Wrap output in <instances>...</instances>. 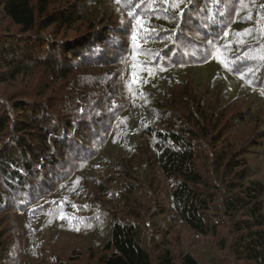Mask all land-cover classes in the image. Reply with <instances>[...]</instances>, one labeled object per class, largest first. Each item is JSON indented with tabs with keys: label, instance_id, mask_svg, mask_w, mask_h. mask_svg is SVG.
Segmentation results:
<instances>
[{
	"label": "trees",
	"instance_id": "16d2710c",
	"mask_svg": "<svg viewBox=\"0 0 264 264\" xmlns=\"http://www.w3.org/2000/svg\"><path fill=\"white\" fill-rule=\"evenodd\" d=\"M53 1L0 0V264H264V0Z\"/></svg>",
	"mask_w": 264,
	"mask_h": 264
},
{
	"label": "rangeland",
	"instance_id": "374dc122",
	"mask_svg": "<svg viewBox=\"0 0 264 264\" xmlns=\"http://www.w3.org/2000/svg\"><path fill=\"white\" fill-rule=\"evenodd\" d=\"M59 1H61L60 2V5L61 6H63L64 4H67V3H63L62 1L63 0H59ZM53 2H57V4H58V1L57 0H54ZM77 1L76 0H71V2H70V4L71 5H74L75 3H76ZM56 4V5H57ZM60 5H58V7L60 6ZM0 23H2V26H5L4 24H6V20L4 19V18H2V15L0 14ZM48 32H51L52 33V30L50 29ZM58 39H63V38H61V37H58ZM1 60V59H0ZM2 63H1V61H0V68H2ZM41 71V70H40ZM42 72V71H41ZM41 72H40V74H41ZM45 82H46V80H45ZM24 84H27V79H19L18 81H17V83H13V84H11L8 88H12V89H14L15 87L16 88H18V86H23ZM11 90V89H10ZM39 91V90H38ZM247 158H249V162H254V161H258V159L256 158V155H255V153H252V154H249L248 155V157ZM161 222V221H160ZM7 226L5 227V226H1V228H0V232L2 233H4V232H6V230H7ZM227 228L228 227H223L222 228V232L223 231H225V232H227L228 230H227ZM6 229V230H5ZM5 234H7V233H5ZM69 242V243H68ZM79 242V241H78ZM78 242L77 243H75L74 241L72 242V239L70 240V241H68V238H66V239H64V242L63 241H61V242H59V245L57 246V247H55V248H53V250H54V252H51L53 255H57L58 257H60L61 259H68V262L69 263H71L70 262V257H72V256H74L73 255V253H74V251H72V250H74L73 248L74 247H78V245H76V244H78ZM13 253V252H12ZM12 253H9V254H12ZM84 259V258H83ZM85 263V264H87V263H89V262H87V261H85V259H84V261H82V262H80V263ZM87 262V263H86ZM77 263V262H76ZM75 264V263H74ZM236 264V263H235ZM237 264H241V263H238L237 262Z\"/></svg>",
	"mask_w": 264,
	"mask_h": 264
},
{
	"label": "snow or ice",
	"instance_id": "6c2138e0",
	"mask_svg": "<svg viewBox=\"0 0 264 264\" xmlns=\"http://www.w3.org/2000/svg\"><path fill=\"white\" fill-rule=\"evenodd\" d=\"M118 2H119V0H118ZM164 3L168 5V8H171L173 10L178 9L180 7L179 0H171V2H170V0H164ZM262 7H264V6H262ZM168 8H165L166 12L168 11ZM181 14H182V10H181ZM129 15L132 16L135 20L136 28L133 29L134 34L132 36V39L134 41H136V49H137V52H139V51H142V48H141V44H140L138 37L141 33H143L144 37H147L150 34V29H148L144 26L147 23V21L142 16H140L136 13H133V12H129ZM249 18H251V17H249ZM260 22H264V13H262V15H261V21ZM248 31L249 30H245L244 33H238L237 35L242 36L244 34H248ZM209 43L211 44L212 42L210 41ZM217 56L219 59H221L225 63L227 62L226 57L224 56L223 51L221 49H217ZM135 67H136V65L134 64L133 68H135ZM133 76H135V73H133Z\"/></svg>",
	"mask_w": 264,
	"mask_h": 264
}]
</instances>
